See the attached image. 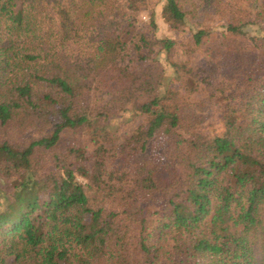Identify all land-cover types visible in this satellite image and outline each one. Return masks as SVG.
I'll return each mask as SVG.
<instances>
[{
    "label": "trees",
    "instance_id": "1",
    "mask_svg": "<svg viewBox=\"0 0 264 264\" xmlns=\"http://www.w3.org/2000/svg\"><path fill=\"white\" fill-rule=\"evenodd\" d=\"M0 154V264H264V0H0Z\"/></svg>",
    "mask_w": 264,
    "mask_h": 264
},
{
    "label": "rangeland",
    "instance_id": "2",
    "mask_svg": "<svg viewBox=\"0 0 264 264\" xmlns=\"http://www.w3.org/2000/svg\"><path fill=\"white\" fill-rule=\"evenodd\" d=\"M151 1H158V0H151ZM159 9H160V2L155 6V23H156V29H155V33L156 35L158 36H161V35H168V34H171L167 28L163 25V22H162V19L160 18V15H159ZM138 23L139 25L143 26V27H146L147 24H148V10H143L139 13L138 15ZM147 29V27H146ZM174 37H178V35L175 36L174 34ZM179 39V38H178ZM162 61L164 60V58H160ZM168 75H170V71L167 72ZM171 80H172V77L171 76H168L167 78V81H166V85H170L171 84ZM139 120H140V117H130L129 119L126 120V122H124L122 125V129L123 130H129L131 129L133 126H135L136 124L139 123ZM117 123V122H116ZM7 159V156L3 155V154H0V164L2 162H4L5 160ZM78 180L83 181L82 178L78 177ZM11 184L8 183L7 186H10Z\"/></svg>",
    "mask_w": 264,
    "mask_h": 264
}]
</instances>
